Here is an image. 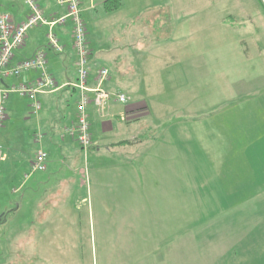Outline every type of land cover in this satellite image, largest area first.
Here are the masks:
<instances>
[{
  "label": "crops",
  "instance_id": "0c3cea01",
  "mask_svg": "<svg viewBox=\"0 0 264 264\" xmlns=\"http://www.w3.org/2000/svg\"><path fill=\"white\" fill-rule=\"evenodd\" d=\"M36 1L46 20L66 13L65 7L55 0ZM79 1L89 50L87 85L94 88L98 70L106 68L108 77L101 87L110 93L102 109L92 102L87 106L90 150L98 158L126 153L125 149L131 150L146 142L147 138L141 137L142 131L149 135L148 156L146 154L143 163L133 165L134 160L129 159L133 186L114 188L112 181L120 171H109V180L101 186L105 198L133 194L135 199L128 202L118 197L110 203L108 199L101 201L102 217L107 208L121 215L125 211L134 212L131 219H122V223L128 222L123 232L121 230L103 243L101 264H264V94L255 95L250 102L245 99L243 109L228 107L226 102L230 98L227 96L233 97V94L224 91H217L206 99L204 83L210 82V77L205 75L206 61L200 52L205 48V32L210 33L211 38L220 37L218 26L234 30V18H248L249 11L243 10L249 0H237L242 9L239 13L220 17L208 11L199 14L198 10L197 17L179 16L176 25L171 9L166 8L172 6V0H160L159 3L165 5L161 8L151 0ZM191 1L203 3L201 0H173L185 8L186 13ZM9 3L13 7L14 21H24L28 10L23 1L10 0ZM141 3L143 8H137ZM209 17L212 21L205 22ZM49 30L58 38L61 51L50 49L45 35ZM213 42L216 43L205 49L211 50L220 43ZM37 50L45 53L47 70L54 79L55 88L37 94L40 109L36 113H32L29 104L33 120L28 122L38 130L34 135L36 149L54 158L64 145L62 137L67 136L77 143L80 154L83 151L69 132L76 120L78 99V91L72 87L77 72L71 21L66 18L51 28L48 25L29 27L24 44L14 52L11 65L31 57ZM159 60L163 61L165 76L155 73L161 66ZM25 72L17 77L3 78L2 85H33L38 72ZM259 77L263 89L264 78ZM117 92L125 94L128 102L117 101L114 96ZM59 93L65 95L66 104L73 101L75 105V112L68 118V127L61 130L67 109L63 107L60 113ZM225 94L226 100L222 98ZM163 98L169 99L168 104L159 103L162 107L158 113L179 108L188 118L173 123L167 119L163 127H155L151 122L158 120L153 115L157 114L154 112L158 105L155 99ZM217 101L222 104L217 105ZM10 103L9 98L6 99L5 120L0 130L14 142L16 124L6 114L12 111ZM142 117H148V121L140 126ZM95 128L101 136L99 140L94 138ZM56 129L61 131L58 140ZM155 129L159 132L157 138L153 136ZM16 152L3 147L0 172L9 170L8 162L18 155ZM36 152L25 160L29 170ZM73 152L68 151V155H72L70 159L74 162L76 154ZM174 160L182 163L179 170L173 168ZM29 191L46 195L31 205L32 218L22 221L27 236L32 237L35 232L38 264L46 258L47 246L52 244L50 248H53L57 240L61 241L60 232L64 242L66 234L68 241L77 238V226L79 237L87 233V227L89 233L92 232V201L88 196H77L87 193V189L79 185L42 189L37 186ZM79 209L85 210L84 216L77 212ZM13 211V208L0 207V226L8 224ZM30 226H35V230L28 231ZM28 257L29 254L21 250L20 264L28 263ZM89 258L92 262L96 259L91 239ZM84 259L86 254L81 250L76 259L69 255V264H81ZM15 262L18 263L17 259ZM53 264H56L54 259Z\"/></svg>",
  "mask_w": 264,
  "mask_h": 264
},
{
  "label": "rangeland",
  "instance_id": "374dc122",
  "mask_svg": "<svg viewBox=\"0 0 264 264\" xmlns=\"http://www.w3.org/2000/svg\"><path fill=\"white\" fill-rule=\"evenodd\" d=\"M9 1L10 0H0V13H7L12 16L13 7ZM159 2L160 0H151V3ZM201 2L203 3L198 4L195 1L189 2L187 5V13L185 8H182L179 3L173 2V0L171 2L172 6L170 8L167 6L166 8L167 10L171 9L172 11L173 21L175 22L174 25H176L179 16L187 15L197 17L198 10H200L199 14L201 11H208L210 13H215V15L217 14L220 17H224L229 13H239L242 10L241 4L237 3V0H222L219 2L201 0ZM162 4L164 3H159V8H161ZM162 6L165 7V5ZM245 6L243 12H246L247 10L249 11L248 18H244L245 16L243 19L238 17L234 18L236 19V21H234V30H227L228 28L226 26H223L222 28L218 26L221 34L220 37L213 36V38H211V34L205 32V48L211 43H216L213 41H218L220 43L215 45L211 50L204 48L203 52L200 51L206 61L204 67L205 75L210 77V82L206 81L204 83L206 88L204 90L206 99L209 98V95H214L217 91H224L228 94H233V97L227 96V98H230L227 102H223H226V105H229L228 107L234 109H243V105L246 102L253 101L255 95H260L261 93L264 94V87L261 89L260 84L262 83H260L261 78L259 77L262 76L264 78V0H249L245 3ZM137 8H143V4H139V7ZM211 17L205 18V22H211ZM184 18L185 17H182V19ZM227 22H229V20ZM47 32L49 31H46L45 35ZM189 41H192V39ZM225 44L228 46H225ZM160 61L161 60H159V62ZM162 62L163 61L160 62L161 66L158 67L159 71H155V73L165 76V74H163L164 70ZM224 78H227V81H225ZM8 98L9 101H11L10 107L12 108V111L11 113L10 111H7L6 114L9 118H12L13 122H15L16 132L12 136L14 139V142H12L6 137L8 135H5L4 130H0V143L4 148L8 149L9 147L15 150V152L17 151L16 153H18V155L16 157L14 156L12 160L8 162V171L0 172V207L13 208L14 210L8 217V224L0 226V264H20L21 250L29 254L27 259L28 263L26 262V264H38L35 232L32 234V237L27 236V232H24V227L22 228V221L23 219L26 220L27 218H32L33 214L30 216L32 213L31 205L34 206L38 198L42 199L46 195L44 193H28L30 192V188L39 186L42 189L46 186L73 185H79L85 190L87 189V193L84 192V195L78 194L77 196H82L81 198L88 196L89 200L92 201V232L90 231L91 233H89L87 227V233L83 232L79 237V228L77 226V238L75 237L68 241V236L66 234L65 242L63 241V233L60 232V235L62 236L61 241L57 240L53 248H50L52 244L47 246L49 252L42 264H53V259L56 264H69V255H74L76 259L77 252L80 254L81 250H83V255L86 254V259H84L81 264H101L100 253L102 251L103 243L110 237L115 236L121 230L123 232L128 222L124 221V223H122V219H131L134 216L133 211H125L124 215H121V213H117L116 211L107 208L105 215L103 213L102 217L100 211L101 201L103 200L104 202L108 199V203H110L116 201V198L118 197L123 198L128 202L135 201L133 194H114L106 196L105 198L102 195L101 186L105 181L109 180V171H120L116 180L112 181L114 188H130L133 186L134 179L130 172L131 162L129 159L134 160L133 165L137 163L139 165L147 158L149 148L147 143L149 135L147 131H142L141 137L145 136L147 139L146 142L140 146L131 150L125 149L126 153L121 152L120 154L115 155H105L103 158H98L96 153L93 150H90V147L85 152H80V154H78L79 147L77 146V143L73 142L69 137L63 136L64 145L61 147L58 156L52 158L49 157L48 154L45 162V169L32 172L35 173L34 176L28 179L26 176L31 175L32 173L27 169V163L25 160H27L29 154L33 157V154L39 150L36 149L37 143L34 142V135L38 130H36L35 127H30L32 123L28 122L33 120V116H30L29 114V104L31 101L29 98L17 93L9 94ZM222 98L226 100V94L222 95ZM245 99H247V101L244 103ZM57 100L59 102L58 108L60 113L62 112L63 107L67 109V115L61 122V130L64 126L68 127V118L75 112V105L71 100H69L71 102L66 104V97L62 93L57 95ZM155 100L158 102V105L159 103L163 105L168 104L167 101L169 99L163 98ZM215 100L219 99L215 98ZM219 103L220 102L217 101V105ZM220 104H222V102ZM158 105H155L154 112H157L160 109L159 107H162ZM170 105L175 107L172 103H170ZM153 115L158 120L151 122L155 123V127L157 128L163 127L167 122V119H169L170 123H173L176 120L183 121L188 118V115L182 113V109L179 108H170L167 113L157 112V114ZM28 117H30V119H28ZM178 117L181 119H178ZM141 120L140 126L148 121V117H142ZM244 120L246 119L244 118ZM253 121L255 122V119H253ZM205 131L208 133V130ZM60 132L59 129H56L57 140L59 139L57 135H59ZM93 133L94 128H92V134ZM153 134V136L157 138L159 134L158 130L155 129ZM38 136H40V133ZM94 138H97L98 140L101 139L96 128ZM38 140H40V137H38L37 141ZM66 144L68 145L67 147ZM38 148H40L39 145ZM68 151H74V155L76 154L74 162L71 161L70 158L72 155H68ZM180 164L182 163L174 160L173 168L179 170ZM126 167L128 169L124 171ZM61 196L65 197V195ZM147 198L148 195L146 194L145 200H147ZM16 208L19 209L15 210ZM77 212L81 213L83 216L85 214L84 209H79ZM33 229L35 230V226L28 227V231ZM90 239L93 249L96 250V259L94 262L89 258ZM69 244L72 246V249ZM16 259L18 263L15 262ZM77 263H80L78 259Z\"/></svg>",
  "mask_w": 264,
  "mask_h": 264
},
{
  "label": "built area",
  "instance_id": "2783aa9c",
  "mask_svg": "<svg viewBox=\"0 0 264 264\" xmlns=\"http://www.w3.org/2000/svg\"><path fill=\"white\" fill-rule=\"evenodd\" d=\"M22 1L28 10L24 21L16 23L11 15L0 13V129L5 120V102L10 93L16 92L28 97L31 101V111L32 113H36L40 109L37 94L52 91L55 88L54 79L47 70L46 56L43 51L37 50L31 57L11 65L14 52L25 42L27 29L37 25H48L51 28L52 25L63 23L68 18L72 23L73 48L76 55L77 72V79L72 84V87L78 91L76 120L69 132L75 137L82 151L85 152L91 144L87 106L92 102L96 107L102 109L110 98V93L101 87L108 77V70L106 68L98 70L96 86L94 88H90L87 85L90 69L89 50L86 40V25L81 16L80 1L55 0L57 4L65 7L66 13L64 16L53 20H46L43 17L42 10L36 0ZM47 41L51 50L55 52L61 51L62 46L51 30L47 33ZM31 70L38 72L37 79L33 85L19 84L6 87L1 83L5 77H17L23 72ZM114 96L121 103H126L129 100L125 94L120 92L114 93ZM3 157V147L0 143V161L3 160ZM46 158V152L38 150L30 163V172L44 170Z\"/></svg>",
  "mask_w": 264,
  "mask_h": 264
},
{
  "label": "trees",
  "instance_id": "16d2710c",
  "mask_svg": "<svg viewBox=\"0 0 264 264\" xmlns=\"http://www.w3.org/2000/svg\"><path fill=\"white\" fill-rule=\"evenodd\" d=\"M73 89H75V88H73ZM76 90V89H75Z\"/></svg>",
  "mask_w": 264,
  "mask_h": 264
}]
</instances>
